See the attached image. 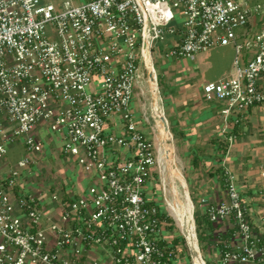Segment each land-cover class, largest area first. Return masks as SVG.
I'll use <instances>...</instances> for the list:
<instances>
[{"label":"built area","instance_id":"obj_1","mask_svg":"<svg viewBox=\"0 0 264 264\" xmlns=\"http://www.w3.org/2000/svg\"><path fill=\"white\" fill-rule=\"evenodd\" d=\"M254 1L0 0V167L19 141L25 149L0 174V264H186L154 198L159 158L139 128L135 83L154 70L158 41L192 61L232 46L234 75L206 83L205 99L226 103V115L264 104V10ZM39 129L81 178L27 182L46 149ZM260 177L244 187L225 170L226 197L201 200L221 264H264V167Z\"/></svg>","mask_w":264,"mask_h":264},{"label":"crops","instance_id":"obj_2","mask_svg":"<svg viewBox=\"0 0 264 264\" xmlns=\"http://www.w3.org/2000/svg\"><path fill=\"white\" fill-rule=\"evenodd\" d=\"M45 1L53 2L52 0ZM63 1L65 0H59V3ZM72 1L82 3L88 0ZM260 22L258 26H264V23L260 24ZM248 57V53H245L240 58L244 63ZM175 59L177 58L167 56L160 60L161 63L164 62L167 65L165 72L168 73L164 93L160 91L163 95V106L156 101L150 113L147 103L134 106L139 128L153 140L158 152L159 167L154 174L153 182L156 202L160 205L159 202L162 200V197L157 194L160 193L157 189L159 181L166 183L170 179L174 182L178 177L181 182L183 179L186 185L190 181L198 186L193 187L195 195L199 191L198 201L200 203L205 197L214 201L224 199L226 189L219 181V177L211 174V169L214 171L221 168L224 172L228 170L244 187L250 185L255 188L259 187L261 185L260 171L264 167V104H257L248 110L226 115L223 113L226 103L218 100L207 101L203 92V86L206 83L217 82L234 75V48L232 46L216 47L207 53L198 55V60H194L199 66L196 76L176 73L172 65ZM147 81L150 82V80ZM261 83L264 84V78L261 79ZM156 105L160 108L161 116L156 111ZM145 118H148V121ZM163 125L168 132L166 141L161 134ZM36 135L45 141L46 148L44 153L39 154V159L46 156L48 149L54 151L57 148V141L48 132L39 129ZM231 135H235L236 138L230 146L228 145L226 154H220L217 141L228 143L227 139ZM170 138L173 146H167ZM13 147L22 148L25 155L22 142L19 141ZM55 155L53 153L57 159ZM195 158L197 161H194ZM196 162L199 164L195 168L194 163ZM6 163L5 160L0 167V171L6 170L4 174H7L11 167V165L7 167ZM40 164L39 160V166ZM173 164L175 169L172 167ZM186 193L191 201L193 197H196L192 192L187 191ZM193 209L196 212L194 204ZM163 212H165L164 209ZM200 214L205 221H208L203 210Z\"/></svg>","mask_w":264,"mask_h":264},{"label":"rangeland","instance_id":"obj_3","mask_svg":"<svg viewBox=\"0 0 264 264\" xmlns=\"http://www.w3.org/2000/svg\"><path fill=\"white\" fill-rule=\"evenodd\" d=\"M52 1L55 2V4L57 5L61 4L59 3V0H52ZM255 3H258L262 7V12H263L264 0L254 1V4ZM262 17H263V14L260 15V18ZM261 20L262 21L260 22V24H263L264 18ZM167 50L168 49L166 48L165 43L160 42V41L156 42L153 48L152 61H153L154 70H155V71L153 70L154 71L153 76H155L156 78L155 82H152L151 75L149 72V74L147 73V78H145L144 75H141L136 80V83H135V87H136L135 88V99L136 100H135L134 106H138L139 103H147L149 113H150L151 108L152 109L154 108L156 101H158V103L161 106H163V101H162L163 95L160 93V91L164 93L165 83L167 82L166 78H167L168 73L167 71L165 72V68H167V65L164 64V62L161 63L160 60L167 57L166 56ZM177 59H175L174 63H172L174 69L177 71L176 73H181L184 75L186 74L189 76H191L192 74H194L195 76L198 75V72H199L198 62H194L189 58H182V59L177 58ZM145 71L147 72V69H146V66L143 64L141 66L140 72L142 73ZM147 80H150V82ZM154 87H156V90L154 89ZM154 141L156 142L155 136H154ZM169 143H167V146L168 145L173 146V143L171 142V138H170ZM53 153H54L53 150L48 149L46 156L39 159L41 163L40 166L32 169L31 174H28V173L25 174V177L28 178L27 182L28 183L33 182L34 188L42 189V187H45V186L46 187H49V186L57 187L64 183L68 184L69 183L68 181L70 178H72L75 181L78 178V176L80 178L82 177L80 170L76 173L74 172L76 168L74 165L70 164L71 163L70 160L64 161L63 159H60L59 157H57L56 159V157L53 156ZM23 155H24V151L22 148L15 149L14 147H11L6 157L7 163L5 165L7 167H9L10 165L16 166L18 160ZM172 167H174L173 169H175L174 164ZM168 168H169V165H168ZM0 172H1L0 174L2 175L4 174V172H6V170L3 169ZM178 178L175 179L174 182L170 181V179H168L166 183L159 181L160 183L157 186V189L160 190V193H157V194L162 197V200L159 202L161 205L160 207H162V209H164L165 211V214L168 215L170 218H172L174 221L173 222L175 225L174 230H169V231L172 232L170 235L174 237V243L179 245V248L182 249L181 254L184 256V259H185L184 262H186V264H194L192 259L191 260L189 259L190 253L188 251H185V253H183V249L185 246H187V244L176 242L177 238L184 237V235L180 228L177 217L175 216V213L172 211L170 207V204L174 205V204H177L178 202H182V201L184 202L185 197H186V191H188V192H192L194 196H196V197H193L192 199V202L194 204L195 211H196L193 213L194 218L200 217L201 215L200 213L202 212L204 205L198 201L199 191H197L196 195L194 193L193 186L195 185V183H192L189 181L185 189L184 185ZM85 185L88 186V182H86ZM75 186L76 188L80 187L79 183L76 184ZM175 187L178 190L177 194L175 193ZM166 223L168 225L167 220H166ZM196 232H197V236L199 239L200 249L203 254V258L204 260H206L207 264H221L219 261H217V256L214 250L215 248L213 247V250H211L209 248H206L204 245H202L200 242V236H199L198 230H196Z\"/></svg>","mask_w":264,"mask_h":264},{"label":"bare ground","instance_id":"obj_4","mask_svg":"<svg viewBox=\"0 0 264 264\" xmlns=\"http://www.w3.org/2000/svg\"><path fill=\"white\" fill-rule=\"evenodd\" d=\"M155 78V76H153ZM156 90V87H154ZM156 111L161 116L160 108L158 105H156ZM161 134L163 136L164 141L168 139V132L167 129H165L164 125L161 129ZM182 179V178H181ZM182 183L184 187L186 188L187 185L185 184L184 180L182 179ZM187 192V191H186ZM175 193H178L177 188L175 187ZM170 207L172 211L175 213V216L177 217V220L179 222L180 228L182 230V233L187 237L189 242L191 243L192 247L196 250L195 258L197 264H204L201 254L198 249L197 239L194 232L193 227V203L188 195L186 193L185 201L178 202L177 204H170ZM194 250V251H195Z\"/></svg>","mask_w":264,"mask_h":264},{"label":"trees","instance_id":"obj_5","mask_svg":"<svg viewBox=\"0 0 264 264\" xmlns=\"http://www.w3.org/2000/svg\"><path fill=\"white\" fill-rule=\"evenodd\" d=\"M218 143V151L221 154H226L227 150H228V143L226 142H222V141H217ZM197 158V157H196ZM194 159V161L197 159ZM195 164V168L198 167L199 163H194ZM213 169H211V174L212 175H216L219 177V181L222 183V185L224 186L225 183V172L222 171V169H216L214 171H212ZM160 206V205H159ZM162 209V207H160ZM163 217H165V219L168 222L167 228L169 230H174V221L172 218H170L168 215H166L164 212L162 213ZM196 224H197V230L200 236V242L202 245H204L206 248H209L211 250H213V245L217 239V233H216V227L208 222H206L203 219V216L201 215L200 217H196ZM209 228L210 232L206 233L207 231L205 229ZM176 242H181L183 244L186 243L184 237H179L177 238ZM184 251H188V248L185 246L184 247ZM189 259L191 260V258L189 257Z\"/></svg>","mask_w":264,"mask_h":264},{"label":"water","instance_id":"obj_6","mask_svg":"<svg viewBox=\"0 0 264 264\" xmlns=\"http://www.w3.org/2000/svg\"><path fill=\"white\" fill-rule=\"evenodd\" d=\"M148 67H149V69H150L151 80H152V82H155V79H156V78L153 77V73H154V71L151 70L150 65H148ZM166 126H167V122H166ZM166 128H167V127H166ZM190 249H191V251H192V254L195 255V254H196V250L192 247V245L190 246ZM194 250H195V251H194Z\"/></svg>","mask_w":264,"mask_h":264}]
</instances>
